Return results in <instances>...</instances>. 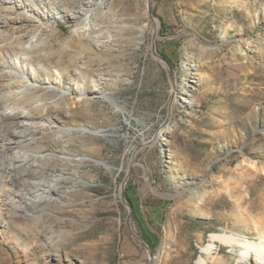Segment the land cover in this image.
Masks as SVG:
<instances>
[{
    "label": "rangeland",
    "instance_id": "374dc122",
    "mask_svg": "<svg viewBox=\"0 0 264 264\" xmlns=\"http://www.w3.org/2000/svg\"><path fill=\"white\" fill-rule=\"evenodd\" d=\"M50 1L1 45L39 86L20 126L0 77V264H260L264 0Z\"/></svg>",
    "mask_w": 264,
    "mask_h": 264
},
{
    "label": "bare ground",
    "instance_id": "6f19581e",
    "mask_svg": "<svg viewBox=\"0 0 264 264\" xmlns=\"http://www.w3.org/2000/svg\"><path fill=\"white\" fill-rule=\"evenodd\" d=\"M72 11L75 17L82 13L81 11H75L74 9ZM60 12L61 9L55 6L50 0H5L3 5H0V77H9L11 79V83L1 88L2 99L4 100L5 105H7L6 107L10 106V110L7 108L9 111H5L4 116L11 117L16 125L28 126L31 124L28 106L23 102V99L27 93L36 89L39 85L37 86L36 83L30 82L22 73L17 71L12 62V54L1 46L2 43L5 42L8 34L7 28L14 26V30L21 31L22 28L30 23H36L45 18H48L47 23H52L56 18L60 17ZM18 33L20 32L18 31ZM19 74L21 76H19ZM45 84L46 87L44 90L47 93L53 95L65 93L61 81L53 83L48 79ZM8 144L10 150L18 151V149H20V142L17 139H10ZM24 162V158L21 156H15L10 163L9 171L6 174L9 176H15V171L20 168ZM58 232L53 235L52 233H49L46 236H42L37 231V238L42 245L43 250L48 251L53 244V241L48 242L45 241V239L60 236ZM211 238L212 240L237 241L235 238L229 236L212 235ZM242 245L245 247L247 255H253L260 264H264V242L256 244L248 241L243 242ZM212 248V245H207L202 251L204 253H209ZM198 264H205L204 260L200 258Z\"/></svg>",
    "mask_w": 264,
    "mask_h": 264
}]
</instances>
